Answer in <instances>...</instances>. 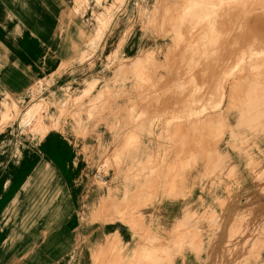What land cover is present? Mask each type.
I'll use <instances>...</instances> for the list:
<instances>
[{"label":"rangeland","instance_id":"obj_1","mask_svg":"<svg viewBox=\"0 0 264 264\" xmlns=\"http://www.w3.org/2000/svg\"><path fill=\"white\" fill-rule=\"evenodd\" d=\"M83 1L0 0V135L11 139L1 156L14 161L19 143L36 157L24 158L35 170L53 143L59 153L85 147L92 224L105 226L110 254L130 264H264V61L244 54L254 44L234 40L248 39L251 26H232L253 23L259 2L233 0L204 18L184 15L191 0ZM258 18L254 30L264 34V13ZM80 48L94 53L78 62ZM138 148L152 159L136 167ZM136 168L156 182L139 210ZM171 179L182 188L163 197ZM160 205L173 215L159 230L152 211ZM189 213L210 232L199 251L186 234L173 237ZM120 222L129 228L119 231Z\"/></svg>","mask_w":264,"mask_h":264},{"label":"crops","instance_id":"obj_2","mask_svg":"<svg viewBox=\"0 0 264 264\" xmlns=\"http://www.w3.org/2000/svg\"><path fill=\"white\" fill-rule=\"evenodd\" d=\"M88 143L94 147L93 161L97 162L99 144L91 137ZM51 148L37 161V173L33 170L28 175L26 162L25 176L20 179L8 167L6 178L0 176V264H61L72 255L73 264H92L98 248L108 247L105 226L91 221L95 185L88 178L92 161L85 147L63 153L54 143ZM1 159L12 161L6 154ZM92 170L97 173L96 168ZM13 176L16 183L5 191L6 179ZM156 209L152 211L155 225L165 229L162 224L173 213L166 205Z\"/></svg>","mask_w":264,"mask_h":264},{"label":"bare ground","instance_id":"obj_3","mask_svg":"<svg viewBox=\"0 0 264 264\" xmlns=\"http://www.w3.org/2000/svg\"><path fill=\"white\" fill-rule=\"evenodd\" d=\"M85 1L86 0H84L81 3V7L82 8H84V7L88 8L87 7L88 3H85ZM227 1H228V3L226 5H213V3L217 2V0H191L185 7L186 13H184V15H186V16H188V15H190V16L201 15L204 18L212 17V16L216 15V11L217 10L229 11V9L231 8V7H229L230 3L233 0H227ZM257 1L259 2L258 5L260 7V10H261L262 14L257 15L256 16L257 18L255 19V21L253 23H244L242 21V22H235L234 24H232V26L233 27L234 26H236V27L239 26L240 28H244L247 25L251 26V32H250L251 36L248 39L244 40L241 37H237V35L235 34V39L234 40L237 39L238 41H241L242 43H245V41H248V43L254 44V45H251V46H244L243 48L247 49L244 54L248 55L252 59L264 61V34L258 33V31L254 30L255 27H260L262 25V23L260 21V18H258V17H262L263 16V13H264V0H257ZM81 7H79L78 10H80ZM244 8H245V6H244ZM248 9L250 10V8H246L247 11H248ZM100 17L102 18V21H104V19H103L104 16L102 14L99 15V17L98 16L96 17V16H94L92 14L91 17H89V18H90V21L96 19V21H98V23H99ZM99 25H100V23H99ZM164 25H165V23H163V26ZM92 26H94V24ZM243 30L244 29H242L241 31H243ZM227 32L230 33V30L227 31ZM14 33H19V30L16 28L14 30ZM242 33H245V30ZM5 41H6V43L10 42L11 41L10 37L7 36ZM87 49L89 50V48H80L79 50L76 51L75 55H76V58H77L78 62H84L89 57H91L93 55L94 52L89 53L87 51ZM95 49L96 48L94 47V50ZM143 56L145 57V55H143ZM9 57H10V52L6 51L5 52V58H7V62H11ZM116 58H118V55H116L113 59H116ZM120 60H122V59L119 58V61ZM77 61H74V62H77ZM52 63H54L53 58H52ZM132 66H134V64H132V65H131V63H125L124 64V67H126L128 69L131 68ZM236 68H237V66H236ZM0 94H2V93L0 92ZM205 98H206V96H204V103L206 102ZM207 98H209V97H207ZM5 103L6 102H1L0 101V119H2V116H4V114H5L6 110H7V109H5V107H6ZM20 123H21V120L18 122V127H19ZM10 141H11V139H9L8 134H3L2 136H0V152L5 149L4 145H7ZM19 145L20 144L18 143V148H17L18 151L15 154L14 161L6 162L5 160L1 159L2 156L0 154V176L3 175L5 177V167H8L11 170H12V167L14 169H18V170L20 168L21 171H22L23 166L24 165L26 166L25 163L29 162L27 160V159H29V157L33 158V159H36V157L34 155L33 156L32 155H27L28 153L33 154L31 151H29L27 149V147L23 148V147H19ZM66 151H67V148L65 149L64 152H66ZM144 152L145 151H143L140 148L137 149V152H135V157L132 160V163H133L134 166H136V165L143 166V165H141V163L145 162L146 160L152 159L150 155H147ZM25 157L27 159L24 160ZM138 166H136V167H138ZM135 170H136L137 174L141 175V176L137 175V176H140L141 180H139V182H138V184L136 186L132 187V190H133L132 198H133V201L135 203H137V206H138L137 208L139 210V208L140 209H144L147 206V202H149L148 200H149V196L151 194L150 190L155 191V189H152L151 187H153V185L156 182L152 180L151 176L146 174V172H145L146 168H136ZM23 171L25 173L24 169H23ZM32 171H33V168L29 167V169L27 170V174L28 173H32ZM33 172L37 173V169H35ZM15 183H16L15 176H13L12 180H11V178L6 179L5 185H4L5 191H7L8 188H10L11 185L13 186ZM164 183H165V187L164 188L161 187L162 188L161 189V195L163 197H166V198H173L175 196L176 188L180 187V185L178 184L177 180H175V179H171V181H166ZM180 188H182V187H180ZM156 191H158V190H156ZM123 192L127 193L129 191L126 190V191H123ZM162 193H165V194L163 195ZM201 224H202L201 220L198 217H196L195 215L189 213L181 221V225L179 226V231L177 233H175V235L173 237L179 236V234L182 235L183 233L186 234L187 235V244H189V243L191 244L190 247H191V249L193 251H199V249L202 248V241L204 240L203 237H207L208 233H210L209 230L204 231L203 228L201 227ZM118 227H119V231L126 230L127 228H129L127 225H124V223H122V222L119 223ZM237 227H240V225L237 224ZM112 229H117V228H112ZM210 231L213 232L214 229L210 228ZM150 233H151V235H149L150 238H154L155 241H159V236H155L154 235L155 233L153 234V232H150ZM202 233H203V235H202ZM123 236H124L123 234L119 236V242L126 241L123 238ZM149 246H150V243H149ZM143 247L142 248L140 247V248H138L136 250V252L139 254V257L144 256V254H147V253H143L145 251V249H146V248H143ZM151 249H149V247H148L149 251ZM98 251H99V253L97 255H96V252L94 254V257L97 259L98 264H105L104 261L106 259H108L110 262L112 261L114 264H116V263L117 264H130V263H128V259L125 260L121 255H117L115 257L114 254H110L111 250L109 249V247H107V248H105V247L101 248L100 247ZM201 253L202 252H200V254ZM73 256L74 255H72V258L70 260L67 259L66 261H64L61 264H73V260H74ZM203 260H204V257H203ZM151 263H156V262L154 260H151Z\"/></svg>","mask_w":264,"mask_h":264}]
</instances>
